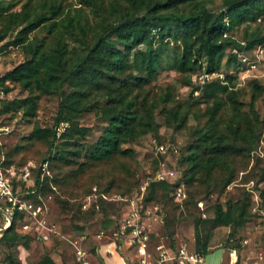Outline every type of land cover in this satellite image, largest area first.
I'll return each instance as SVG.
<instances>
[{
  "label": "trees",
  "instance_id": "obj_1",
  "mask_svg": "<svg viewBox=\"0 0 264 264\" xmlns=\"http://www.w3.org/2000/svg\"><path fill=\"white\" fill-rule=\"evenodd\" d=\"M83 4L91 5V0H80ZM39 9L31 14L24 6L17 12L6 14L1 9L0 16L5 25L1 31L3 38L10 30L18 27L12 45H23L27 58L14 68L7 71L0 78V88L5 92L10 90L4 86L6 80L19 84L28 91L22 99H12L3 103L8 110H21L23 116L33 117L37 110V99L40 94L55 91L60 97L58 110L54 116L52 126L40 128L34 126L28 138L43 139L48 143L49 149L55 148L53 159L64 166H73L80 157L84 162L72 171V178L83 172V164H93L107 161L114 156H129L133 152L127 143L139 138L149 131L150 119L156 102L149 101L145 86L158 72L164 52L168 49L169 41L179 42L180 48L173 50L171 66L176 71L185 75L186 84L191 87V93L198 92L194 101L211 102L207 107L209 119H212L227 103L234 106L241 103L242 87H235L238 76L239 60L232 63L233 74L224 76V81L210 80L203 85L192 79L193 76L204 72H220L221 59L229 63L233 55L231 50H249L252 45L264 39V24L256 23L258 17L264 18V0H222L223 8L218 12L209 9L206 0H108L109 11L102 14L104 17L90 24L88 21L74 20L64 11L65 4L60 0H38ZM102 4L100 9H102ZM188 7L183 13L180 8ZM103 11V9H102ZM65 15V25L55 31L58 15ZM245 25L243 39L237 40L232 36L223 37L224 31L228 33L239 25ZM253 28L248 29L251 25ZM46 30L51 38L34 36L28 40V34L37 30ZM76 29V32L74 31ZM67 34L77 46H69L63 39ZM51 40V41H50ZM243 42V45L241 44ZM144 46L140 48L139 46ZM230 59V60H229ZM132 64V68H129ZM231 73V72H230ZM63 85L70 87L68 92L62 89ZM264 91V86L256 79L252 80L251 98L255 99ZM222 93L223 97L216 93ZM105 99V104L98 106V99ZM162 102L171 101L170 92L161 96ZM249 112L235 113L226 124V129L231 138L230 142L214 137L213 132L196 130L197 140L191 145L190 152L184 157L189 164L188 169L179 174L177 181L169 182L148 177L144 187L143 201L171 202V206L179 209L189 205L195 206L194 198L176 199L175 188L179 184L192 185L197 181L203 182L201 176L196 177V172L205 171L209 176L212 165L236 149L245 150L236 146L240 138L251 145L252 150L259 141L264 142L262 121L251 120L250 114L258 116L249 105ZM93 110L104 121V129L97 140L84 147L82 139L87 127L79 126L75 118L84 112ZM169 125L179 129L185 125L187 115L180 106L169 107L166 110ZM61 121H67L70 126L60 135V142L55 144L54 126ZM174 122V123H173ZM156 127V124H153ZM153 127V129H155ZM152 129V130H153ZM202 147V149H200ZM201 151L206 152L202 158ZM221 155V156H220ZM1 166V165H0ZM232 176L227 175L216 192L222 193L224 187L232 181ZM55 180L50 175H45L40 168L30 170V182L25 187V181L20 177L12 179L13 188L17 192L25 189L34 190L29 196L41 201V195L49 190L50 183ZM219 185V184H218ZM264 200L263 192L259 195ZM175 200H174V199ZM175 201H173V200ZM179 200V201H177ZM182 203V205L180 204ZM249 198L245 202L224 204L217 202L212 214L205 219L200 216L193 217L194 236L199 239L201 247L195 249L200 255L208 251V232L218 226H227L232 230L228 234L229 247L239 245L240 240L234 241V234L254 214L262 216L255 209L254 202ZM264 218V217H263ZM3 217L0 214V228ZM22 215L12 213V221L0 236V247H11L20 240L27 246L31 237L21 230ZM169 223H166L168 227ZM82 229V228H80ZM204 232V234H202ZM206 232V233H205ZM190 247H193L191 245ZM2 264H21L14 260L7 252ZM42 264H54L49 256H44Z\"/></svg>",
  "mask_w": 264,
  "mask_h": 264
},
{
  "label": "rangeland",
  "instance_id": "obj_2",
  "mask_svg": "<svg viewBox=\"0 0 264 264\" xmlns=\"http://www.w3.org/2000/svg\"><path fill=\"white\" fill-rule=\"evenodd\" d=\"M60 1L65 4L64 11L68 13V16H72L74 20L88 21L90 24L97 20L102 21L104 18L102 14L109 11L108 0H91V5L83 4L80 0ZM206 3L213 12H218L223 8L222 0H206ZM101 4L103 11L99 7ZM24 6L33 14L37 8L39 9V2L38 0H0V8L6 10V14L17 12ZM180 10L185 13L188 7L183 6ZM6 14L0 16V34L5 26L1 17ZM64 17L66 16L63 14L55 17L54 20L57 24L55 31L59 29L62 31L65 25ZM253 26L252 24L248 29ZM17 28H13L3 38H0V78L27 58L22 44L12 45L10 43ZM244 29V24L239 25L229 32V35L237 40H242ZM74 31L76 32V29ZM33 35L46 38V40L51 38V35L44 29L29 33L28 40L34 39ZM63 36L69 46H77V43L66 33H63ZM253 45L245 51L249 56ZM139 47L144 48L142 45ZM179 48V42L169 41L158 72L145 86V90L148 92V102H156L157 107L150 116L152 121L150 119L149 128L151 129L123 146L130 148L133 153L129 156L116 155L107 161L83 164V172L78 173L75 178H72L69 171L84 162V157H80L78 163L73 166H64L53 159L55 148L50 150L45 140L28 138L34 126L40 128L52 126L60 101L58 94L55 91L40 94L37 99L35 116L27 118L23 116L21 110L6 111L4 109L2 102L22 99L28 95V91L19 84L5 81L4 86H9L10 90L5 92L4 97L0 99V165L7 169L8 174L15 180L24 169L40 168L41 170L42 165L45 164L47 172L44 174L53 177L55 182L50 183L49 190L41 195L42 200L38 202L44 205L49 218L57 224L60 235L53 236L47 242L29 240L27 246L21 240L11 247L1 246L0 264L7 252H10L13 259L20 261L21 264H42L44 256L52 258L55 264H68L74 245L93 251L95 239L107 241L114 238L111 233L133 215H137L139 220L144 221L151 232V239L154 243L186 244L190 247L194 242L200 241L194 236L193 217L207 218L212 214L213 207L217 202L221 204H224L225 201L230 203L245 202L249 198L251 211L256 196L260 197L261 192L264 194V142L259 141L252 150H249L251 145L240 138L237 139L236 146L244 147L245 150L236 149L226 155H220L221 160L212 165L209 176H206L203 170L196 172V177L201 176L204 179L202 183L197 181L189 186L182 184L185 198H194L195 206L189 205L187 209L180 206L177 210L171 206L170 201L167 203L159 201L144 203L143 201L144 187L149 180L148 177L155 178L156 172L162 169L175 170L176 176L182 175L188 169L189 164L183 159L190 152L189 147L196 143L198 135L195 133L196 130L203 129V132L209 133V129L212 128L210 130L214 137L220 136L221 140L230 142L231 138L225 127L229 117L233 113L235 118L234 112H249L248 107L252 105L258 118L256 119L254 114L249 113L251 120L253 122L262 121V134L264 133V91L255 99L250 95L252 80L256 78L243 77L244 74L238 69L235 87H242L241 95H239L241 103H237L233 107L227 103L212 119H209L207 107L212 103L194 101L198 92L191 93V87L186 84L185 75L171 66L173 50ZM225 60V58L221 59L220 72L224 76L233 74L232 63L235 57L229 59V63ZM129 68H132V64H129ZM258 68L259 73L264 72V57ZM213 80L220 81L221 79L216 77ZM256 80L264 86V78ZM62 89L68 92L70 87L63 85ZM167 91L170 92L171 101L164 103L161 96ZM216 94L223 97L220 92ZM104 104L105 99H98V106ZM176 106H180L187 115L185 125L179 129L170 126L166 117V110ZM75 121L79 126L88 128L85 136L79 140L84 147L97 140L105 125L93 110L79 115ZM61 122L66 125L59 133H56L54 129L57 138L55 144L60 142V135L70 126L67 121ZM153 124H156V127ZM160 143L164 145L165 153L161 154L157 151V145ZM205 153L201 151L202 158L206 157ZM227 175L232 176V181L224 187L222 193L216 192V189L218 191L221 188L220 184ZM180 204L182 205V203ZM95 205H98V209ZM166 223H169L168 227H166ZM231 230L227 226L206 229L208 250L216 245L230 249L226 240ZM100 231H103V235L97 238L96 234ZM114 239L123 240L120 237ZM235 240H237L236 242L241 241V243L238 242V246H232L236 248V255L239 258L237 263L264 264L263 217L257 214L252 215L241 228L236 230ZM220 252V249H216L211 253Z\"/></svg>",
  "mask_w": 264,
  "mask_h": 264
},
{
  "label": "built area",
  "instance_id": "obj_3",
  "mask_svg": "<svg viewBox=\"0 0 264 264\" xmlns=\"http://www.w3.org/2000/svg\"><path fill=\"white\" fill-rule=\"evenodd\" d=\"M256 23L264 24V18L258 17ZM222 36L227 37L229 33L224 31ZM241 44L243 45V42ZM231 54L236 60L240 61L238 69L244 74L243 77L264 78V72H258V67L264 57V39L254 43L250 56L245 51H239L236 48L232 49ZM216 77H219L221 82L224 81V75L221 72H204L193 76L200 84H203L205 80H213ZM4 95L5 91L0 88V99ZM65 125L63 122H59L54 128L55 132L59 133ZM157 151L161 154L165 153L164 145L158 144ZM7 171V169L0 166V214L3 217L1 228L10 225L12 213L15 211L22 215V232L29 235L32 241L47 242L53 236L60 235L57 224L49 218L44 205L35 198L26 197L34 193V190L25 189L22 192L14 190L12 177ZM41 171L43 173L47 172L45 164L42 165ZM176 175L175 170L162 169L156 172L155 179L174 182L178 179ZM19 177L25 181V187H27L30 182V170L24 169ZM182 186V184H179L175 188L174 197L176 199L185 198V191ZM83 206L86 207L85 204ZM95 207L98 209V205H95ZM254 207L264 217V200L261 201L256 196ZM202 215L204 216V214ZM111 234L114 238L124 239L126 245L135 252L136 258L133 264H198L202 262V255L195 250L201 247L199 241L194 242L193 247H188L186 244L171 246L164 242L154 243L151 239V232H149L144 221L139 220L137 215L127 218ZM101 235H103V231L97 233L96 237L99 238ZM229 260L232 264L236 261L235 247L229 249ZM68 264H91L87 250L74 245L72 258Z\"/></svg>",
  "mask_w": 264,
  "mask_h": 264
},
{
  "label": "crops",
  "instance_id": "obj_4",
  "mask_svg": "<svg viewBox=\"0 0 264 264\" xmlns=\"http://www.w3.org/2000/svg\"><path fill=\"white\" fill-rule=\"evenodd\" d=\"M170 245L174 246L173 244ZM216 249H220L221 252L211 253ZM228 250L227 247L216 245L208 250L206 254L202 255V262L198 264H232L229 260ZM87 252L91 264H133L136 258L135 252L126 245L124 239H110L107 241L95 239L93 243V251L87 250ZM238 259V255H236V261L233 264H239L237 263L239 262ZM52 261L54 262L53 259Z\"/></svg>",
  "mask_w": 264,
  "mask_h": 264
},
{
  "label": "water",
  "instance_id": "obj_5",
  "mask_svg": "<svg viewBox=\"0 0 264 264\" xmlns=\"http://www.w3.org/2000/svg\"><path fill=\"white\" fill-rule=\"evenodd\" d=\"M8 227V226H7ZM7 227L1 228L0 229V236L2 235V233L7 229Z\"/></svg>",
  "mask_w": 264,
  "mask_h": 264
}]
</instances>
